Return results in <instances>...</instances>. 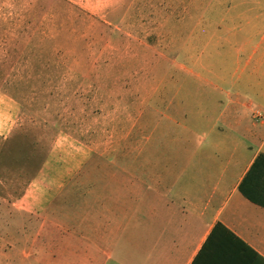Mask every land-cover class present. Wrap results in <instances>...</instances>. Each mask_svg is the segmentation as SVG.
Masks as SVG:
<instances>
[{"label":"rangeland","instance_id":"374dc122","mask_svg":"<svg viewBox=\"0 0 264 264\" xmlns=\"http://www.w3.org/2000/svg\"><path fill=\"white\" fill-rule=\"evenodd\" d=\"M262 92L264 0H0V264Z\"/></svg>","mask_w":264,"mask_h":264},{"label":"crops","instance_id":"0c3cea01","mask_svg":"<svg viewBox=\"0 0 264 264\" xmlns=\"http://www.w3.org/2000/svg\"><path fill=\"white\" fill-rule=\"evenodd\" d=\"M245 96L216 122L211 107L202 138L165 141L154 164L125 173L122 185H92L99 217L35 236L42 244L10 264H264V206L240 191L264 155V92Z\"/></svg>","mask_w":264,"mask_h":264},{"label":"trees","instance_id":"16d2710c","mask_svg":"<svg viewBox=\"0 0 264 264\" xmlns=\"http://www.w3.org/2000/svg\"><path fill=\"white\" fill-rule=\"evenodd\" d=\"M240 191L250 201L264 206V155L257 157L240 185Z\"/></svg>","mask_w":264,"mask_h":264}]
</instances>
